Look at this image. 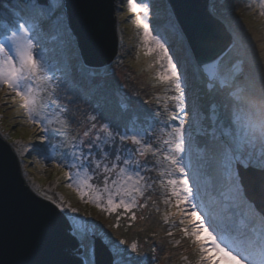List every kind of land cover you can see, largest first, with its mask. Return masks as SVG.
Returning a JSON list of instances; mask_svg holds the SVG:
<instances>
[{"label": "snow or ice", "instance_id": "obj_1", "mask_svg": "<svg viewBox=\"0 0 264 264\" xmlns=\"http://www.w3.org/2000/svg\"><path fill=\"white\" fill-rule=\"evenodd\" d=\"M258 3L259 14L264 17V0H258ZM151 7V4H138L135 0H128L127 4L130 13H142L145 18ZM224 7L222 0H203L204 17L220 24L227 33L221 16ZM235 7L239 5H229V10ZM164 10L169 14L170 26L185 43L186 53L191 54L187 34L171 5ZM45 11L50 13L46 17L45 30L55 46L61 24L70 23L68 0H9L6 9L0 12V86L9 90L3 95L9 97L6 103L15 108L17 114L23 110L26 121L21 123L39 128L34 134L35 142L15 149L20 157L25 153L41 155L61 149L63 159L71 158L70 166H64L69 167L67 171L59 162L55 165L63 171L66 186L81 201L93 204L102 215L114 218L115 223L110 222L107 226L109 229H118L122 221L146 219L143 215L137 217V210L153 209L159 214L163 198L165 211L158 227L178 228L190 239L200 257L196 264L209 261L212 264H219V261L251 264L250 256H258L264 262V211L249 197L244 185L245 174L264 177V152L247 147L241 151L236 147L237 138L246 136L237 127L239 117L235 110L230 112L228 107L233 99L239 100L264 89V73L255 74L247 66L230 38L207 59L199 60L191 54L188 63H181L169 54L160 39L151 34L149 22L141 18L132 22L143 28L144 56L157 54L148 69L166 61L165 71L139 80L122 70L124 80L115 79L116 69H122L124 55L130 51L121 46L116 59L111 65L105 63L103 70L100 65L89 64L81 58L76 64L64 66L62 82L58 83L52 77L43 81L37 74V63L32 55L38 42L33 41L26 25L33 19V13ZM82 23L93 32L101 28L99 18L90 12L86 13ZM215 43V40L209 41L210 45ZM17 56L20 67L15 66ZM139 60L140 51L137 50L134 63ZM144 71L141 69L140 74ZM133 79L135 85L129 83ZM24 81L28 83L25 85ZM197 87L206 100L201 102L198 98L190 112V90ZM60 89H64L62 95L57 94ZM141 92L149 97L143 103L140 102ZM133 96L139 99L134 100ZM165 114L168 119H164ZM185 117L189 119L186 121ZM53 140L55 145L51 144ZM255 140L258 147L264 144V139ZM193 145L203 154L208 167L216 169L220 166L234 174L242 194L237 197L225 183L214 186L208 193L211 200L209 213L223 232L212 238L211 248L219 254L218 261L205 254L208 248L199 239L204 223H200L199 228L192 225L191 231L183 226L196 215L194 211L186 212L184 206L192 203L198 208L192 202V187L186 175ZM72 168L79 171L73 174ZM177 174L184 178L166 179ZM34 191L44 195L38 189ZM45 198L53 200L51 196ZM56 208L61 211H49L62 219L67 238L75 242L68 264H157V253L161 251L157 245V231L152 230V235L148 236L149 252H143L138 242L113 238L102 224L68 215L62 204L57 203ZM173 208L177 211H171ZM71 212L75 213L76 209ZM172 217H177L179 223L172 222ZM166 235L171 237L174 233L167 231ZM149 253L152 254L150 260Z\"/></svg>", "mask_w": 264, "mask_h": 264}, {"label": "rangeland", "instance_id": "obj_2", "mask_svg": "<svg viewBox=\"0 0 264 264\" xmlns=\"http://www.w3.org/2000/svg\"><path fill=\"white\" fill-rule=\"evenodd\" d=\"M8 1L9 0H0V12L6 9ZM135 2L138 4L147 3L152 5L151 11L146 18L143 17L142 13H130L127 10L128 0H122V2L121 0H115L114 22L117 35V52L113 59H116V55L121 51V46H124L125 43L130 47L133 45L132 42L135 41L136 43L135 47L133 48V50H135L133 51V54L124 55L122 69H116L115 79L120 81L124 80V76L121 75L122 70L129 76L134 73L136 65H145L148 68V64L154 63V58L157 55L156 53H153L148 57L144 56V45L141 43V38L143 35L142 26L138 27L132 22L133 20L141 18L146 19L149 22V29L151 34L160 39L161 43H164L165 48L169 50L170 55H174L181 61V63H188L189 56L192 54V52L191 54L186 53L185 43L179 37L178 32H176L174 28L170 26L169 14L164 10L165 7L170 4V2L168 0H135ZM222 3H225V7L221 9V16L223 18L224 25L226 26V28H228V31L232 35L231 40L242 53L243 59L246 61L247 66L255 74L264 73V17H261L259 14L261 9L259 7L258 0H222ZM248 4H251L252 7L246 8L245 5ZM229 5H239V7L231 8V10H229ZM242 9H244L243 12ZM48 15H50V13L46 11L33 13V19L28 22L26 27L28 28L29 35L31 36L33 41L38 42L32 50L33 58L37 63V74L43 81H47L49 77H52L59 83L57 75L53 73L54 64L51 61V57L57 58L59 63L62 61V58H66L68 60L70 59L69 61L71 64H76L82 57L79 52L76 37L69 27L68 22L61 24L60 28L58 29L59 40L55 44V46L53 45V42L51 41L49 36V32L45 30V21ZM128 17H131V20H129ZM227 17L229 24L224 22ZM61 19H63V17H61ZM158 24H161V26H159ZM39 35H41V37ZM149 43L151 44V42ZM137 50L140 51V60L138 63H134L135 53ZM42 53H44L45 57L47 58L45 60L47 61L46 65L45 61L43 60ZM127 56H132V58L129 59L131 62L127 61ZM107 64L111 65L112 61H109ZM104 65L105 64L100 65L102 67L101 70H103ZM15 66L20 67L19 56H17ZM156 69L158 72L165 71L166 61H161L160 65H155L150 70L146 69L144 71V74L142 75L140 74V71L137 72V77L140 80L148 79L149 74H151L150 71ZM127 71L129 72L126 73ZM22 83L26 85L28 82L24 81ZM129 83L135 85V83ZM6 92H9V90L4 86H0V136L7 141V143L14 151L18 160L20 173L25 181L26 186L35 193L37 192L34 191V189H38L40 192H43L44 195H40L43 198H45L46 196H51L53 198L51 202H53L55 205L59 203L66 206L68 215H77L81 218H87L102 224L105 230L108 231L113 236V238L125 239L128 243H132L133 241H135L134 239H131L129 237L131 236V233L129 232L127 236H124L122 232L109 229L107 227V221H111L110 217H108L106 214L102 215L93 204H86L81 201L78 195L66 186L67 181L64 178L63 171L60 170V167H63L65 171L69 170V167L64 166H70V157L68 159L61 158V160L58 161H46L44 158L45 155H48L47 157H53L52 155L55 153V151L52 150H49L47 153L41 155H38L36 152H32L31 154L25 153L22 158L20 157L15 149L17 147L22 148L30 141L35 142L34 134L35 132L39 131V128L34 129L26 122L21 123V121H26L23 110L21 109L19 114H17L16 109L10 107L6 103V101L9 99V97L3 95V93ZM63 93L64 89H60L57 94L62 95ZM198 98L201 100V102L205 101V97H203L202 93L199 92V87L190 90L188 102L190 112L192 111V104ZM133 99L135 100L139 98L133 96ZM147 99H149V97L141 92L140 102L143 103ZM233 100L238 106L241 105L243 107V109L240 110V113L237 114L239 117L237 120V127L241 134L246 136H240L237 138V140H240V142H242V145L236 143L238 145H236L237 148L239 150H242V147L243 150L246 147L257 148L258 151L264 152V144L258 147V143L255 140L264 139V89H259L253 93L247 94L239 100ZM244 103L248 104L244 105ZM239 108L241 109V107ZM230 109L232 111L233 107ZM188 119L189 117H185L186 121ZM164 138H168L166 134ZM51 144L55 145L56 141H51ZM195 148V145H193V156L191 162L187 163L188 173L186 174L192 187V202L197 205L196 191L199 193H202L204 189L205 191H209V188L205 185V183L208 182V185H210V180L214 182L215 186H219L221 183H225V186L228 187L234 195H236L237 197H241L242 194L240 192L239 182L237 181V183H233L231 181L230 177L232 174L230 172L222 170V167L220 166H218L216 169H212L208 167L206 161L203 167L200 168L198 166L199 161L197 163V158L194 155ZM58 162L60 164V167L55 166ZM199 168L205 171H201ZM71 171L73 174H75L79 171V169L73 168ZM206 175H208V178ZM168 178L182 179L184 177L177 174L174 177H166V179ZM162 200L163 198H161L160 203L162 202ZM164 208L159 206V214H157L153 209H149L145 212H140L139 210H137V216H141L142 214L147 218L143 220L144 223H134L133 229H140V231H142L143 228H147V225H149L148 227H152L151 229L157 227V229L160 228L161 230L162 227L163 230L161 231L164 236L166 235L167 231H172L174 233V235L171 237L173 238V243H175L178 239V234L176 233L177 228H171L169 225H162L161 227H158L161 222V217L165 211ZM184 208L186 212H196V215L192 216L190 223L184 226L188 227L189 231L192 230V225H195L197 228H199L202 221L200 220V217H198L199 212L197 208L193 207L192 203L186 204ZM71 209H76V212L72 213ZM89 213L91 215H88ZM149 213H151V215H149ZM171 220L172 222L179 223L177 217H172ZM153 221H155L156 223H154ZM158 233H160V231ZM142 235V239L140 238V236L136 237V242L139 243L140 249H142L143 252H149L148 245L151 242L148 240V236L145 235L144 230ZM133 236L134 235H132L131 237ZM213 236V234L210 236V233L205 230L204 227L200 229L199 237L203 239L202 242L208 248V251L205 254L207 256H212L213 260L218 261L219 254L214 253L211 248ZM158 237L161 236L158 235ZM182 242L185 243L190 241L188 238L182 235ZM174 254L175 251L168 254L165 253L161 256V261L159 262V264H175L174 261L177 260L176 258H173ZM199 258L200 257L198 254V259ZM187 259L188 258H184V260H181V264H190L188 262L189 259ZM193 261H195V259H193ZM250 262L251 264H264V262H262L258 256H250ZM193 264H196V261L193 262ZM206 264H212V262L209 261L206 262ZM219 264H227V262L219 261Z\"/></svg>", "mask_w": 264, "mask_h": 264}, {"label": "water", "instance_id": "obj_3", "mask_svg": "<svg viewBox=\"0 0 264 264\" xmlns=\"http://www.w3.org/2000/svg\"><path fill=\"white\" fill-rule=\"evenodd\" d=\"M168 1L196 59H207L232 38L220 24L204 17L203 0ZM114 10L115 0H68V25L85 62L102 65L103 59L109 62L114 58ZM89 12L101 21L99 31H90L83 25ZM223 27L226 28L224 23ZM210 40H215V45H210ZM0 139V264H68L75 242L67 238L62 219L49 211L59 213L60 209L26 186L14 151L1 136ZM244 185L249 197L264 211V177L245 174Z\"/></svg>", "mask_w": 264, "mask_h": 264}, {"label": "trees", "instance_id": "obj_4", "mask_svg": "<svg viewBox=\"0 0 264 264\" xmlns=\"http://www.w3.org/2000/svg\"><path fill=\"white\" fill-rule=\"evenodd\" d=\"M243 10L244 9H242V12H243ZM224 22L227 23V24H229L228 23V17L225 19ZM230 25H232V24H230ZM159 26H161V24ZM39 36L41 37V35H39ZM42 39H43V37H42ZM132 43H133V45L131 47L128 44H126V43L124 44L123 48L125 50H130V51H126V54H133V51H135V50H133V48L135 47L136 43H135V41L132 42ZM42 56H43V60L45 61L47 58L45 57L44 53H42ZM51 58H52L51 61L54 64L53 65V73L55 75H57V78H58L59 83H60V82H62V70H63V68H64L65 65L71 64L70 61H69L70 59L68 60L66 58H62V61L59 63V61L57 60V58H53V57H51ZM131 58H132V56H127V61L128 62H131L129 60ZM103 61H104L103 64L108 63V62H105L104 59H103ZM111 61H114V59L111 60ZM46 63H47V61H45V65H46ZM141 69L146 70L148 68L145 65H136V69H135L134 73L131 74V75H129V76L130 77H137V72H139ZM128 72L129 71H127L126 73H128ZM150 72H151V74H149V77H155L157 75V73H158L157 69L156 70H153V71L151 70ZM129 82H132V83H135L136 84V81L134 79L133 80H130ZM164 98L166 99V97H164ZM205 100H206V98H205ZM241 104H243V103H241ZM247 104L248 103H244V105H247ZM229 105H228L229 109L233 107L232 110H235L236 114H239L240 113V110L243 109V107L241 105L238 106L234 102V100H232ZM239 107H241V109ZM230 112H231V109H230ZM164 119H168L167 114H165ZM195 135H196V133H195V129L193 127V136L195 137ZM236 143L242 145V142H240V140H237ZM196 149L197 148H195L194 155L197 158V163H198V161L200 163V164L198 163V166L201 168V167H203V165L205 163L204 156H203V154L198 149L197 150ZM241 151H243V147H242V150ZM47 156L48 155H45L44 156V158H45L46 161H58V160H61V158L63 159V157L61 155V149H59V151H58V148L55 150V153L52 155L53 157H50V156L47 157ZM201 161H204V162L202 163ZM195 162H196V160H195ZM204 169H206V168H204ZM222 170H225V169L222 167ZM201 171H205V170L202 169ZM206 176L208 178V175H206ZM230 179H231L232 182L235 181L234 174L231 175ZM235 182L237 183V181H235ZM205 185L209 188V191H205V189H204V191L202 193H199V192L196 191V193H197L196 194V199H197V206H198L197 210L199 212L198 213L199 214L198 217H200V220L202 221V223H205L204 224V229L207 230L209 233L213 234L214 236L215 235H223V232L220 229L217 220L214 219L213 216L209 213V205L211 204V200H210V198L208 196V193L213 190L215 184H214V182L212 180H210V185H208V182H206ZM160 206L162 208L165 207L162 202L160 203ZM172 210L174 212L177 211V209H175V208H173ZM202 213H203V215H202ZM96 215H97V213H96ZM137 217H139V216H137ZM205 217H207V222H205ZM110 219H111V221L108 220L107 221V224H109L110 222L115 223L114 218H110ZM139 222L144 223L143 220H140V219H137L134 222L122 221V226L121 227H119L118 229H116V228H112V229L113 230H117L118 232H122L124 236H127L129 233H131V236L132 235H134V236L133 237L129 236V237L131 239H134L135 241H137L136 237H138V236H140L141 239L143 238V235H142L143 230H144L145 233H147V236L152 235V230H155L157 232L160 231L159 236H161V237H158L157 236V245H158V247H161V251L157 253V255L159 256V260L157 261V264H159V262L161 261V256L162 255H164L165 253H167V254L168 253H171L173 251H175V254H174L175 257L173 255L172 256H173V258H176V260H177V261H174L175 264H181V260H184V258H188L189 260L188 259L187 260H188V262L190 264L191 263L193 264V262H195V261L198 260V252H197L196 247L192 244V242H191L190 239H189L190 242H185V243L182 242V234L180 235V232H179L178 228L176 230V233L178 234V237H177L178 239L176 240L175 243H173L174 242L173 241V238L172 237H169L167 235L164 236V234L162 233V231L160 230V228L157 229V227H156V228L151 229L152 227H148L149 225H147V228L148 229L145 227V228H143L142 231H140V229L139 230L133 229V224L134 223L139 224ZM153 222L156 223L155 221H153ZM130 224H131V226H129ZM209 225H211V227H209ZM184 227H186V226H184ZM199 239H201V241L203 240L201 237H199ZM161 241H163L162 246H161ZM140 251H142V249H140ZM151 255L152 254L149 253V257H148L149 260L151 259ZM193 259H195V261H193Z\"/></svg>", "mask_w": 264, "mask_h": 264}, {"label": "bare ground", "instance_id": "obj_5", "mask_svg": "<svg viewBox=\"0 0 264 264\" xmlns=\"http://www.w3.org/2000/svg\"><path fill=\"white\" fill-rule=\"evenodd\" d=\"M9 2V1H8Z\"/></svg>", "mask_w": 264, "mask_h": 264}]
</instances>
